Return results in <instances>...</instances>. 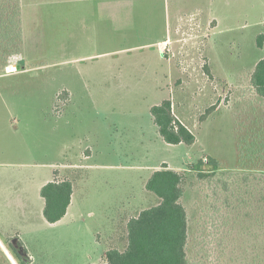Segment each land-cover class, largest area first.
I'll return each mask as SVG.
<instances>
[{
    "label": "rangeland",
    "instance_id": "1",
    "mask_svg": "<svg viewBox=\"0 0 264 264\" xmlns=\"http://www.w3.org/2000/svg\"><path fill=\"white\" fill-rule=\"evenodd\" d=\"M16 1L20 32L0 39V264H107L129 219L159 202L145 183L163 163L182 175L189 264H264V216L208 239L192 168L264 170V101L250 85L264 0H0L3 18ZM163 100L193 144L161 138L150 108ZM53 175L70 180L72 207L48 223L39 191Z\"/></svg>",
    "mask_w": 264,
    "mask_h": 264
},
{
    "label": "trees",
    "instance_id": "2",
    "mask_svg": "<svg viewBox=\"0 0 264 264\" xmlns=\"http://www.w3.org/2000/svg\"><path fill=\"white\" fill-rule=\"evenodd\" d=\"M7 10V7L2 8L4 14ZM18 22L19 5L16 1L11 14L5 18L0 15V39L11 40V35H18ZM262 39L263 36L259 35L258 46L262 45ZM4 66L6 72L20 70L18 61H9ZM250 85L264 101V57L255 64ZM150 114L166 143L191 145L195 142L194 134L173 113L171 101L163 100L153 105ZM263 147L261 144L258 148L259 151L263 149L261 156L264 155ZM192 168L206 192V221L211 228L207 237L210 241L219 245L220 228L229 222L237 226L240 223L237 219L259 220L264 216V170L228 172L220 170L212 158L199 160ZM182 180V175L165 163L152 172L145 188L159 202L129 219L126 248L123 251L107 250L104 257L108 264H189L186 252L189 221L187 210L181 203ZM39 193L44 201L42 215L45 221L55 223L61 220L71 202V182L66 179L48 181ZM251 203H257L259 208L251 212ZM256 210L260 211L258 217H255ZM225 231L232 232L231 229ZM238 232L240 230L236 234Z\"/></svg>",
    "mask_w": 264,
    "mask_h": 264
},
{
    "label": "crops",
    "instance_id": "3",
    "mask_svg": "<svg viewBox=\"0 0 264 264\" xmlns=\"http://www.w3.org/2000/svg\"><path fill=\"white\" fill-rule=\"evenodd\" d=\"M211 1V4H214V3H218V2H221V4H222V6H225V7H227V6H229V4H231L230 3V0H219V1H217V0H210ZM238 2H239V0H232V4H231V6H236L235 4H238ZM233 3H235V4H233ZM260 5V4H259ZM238 7V5L236 6V8ZM224 17H226L227 15H223ZM212 18V17H211ZM220 20H222V21H224L225 19H223V18H221ZM217 19H215V18H213V19H211V22H210V25L212 26V25H216L217 24ZM214 25V26H215ZM259 35H262L263 37H264V34L263 33H261V34H259ZM168 42V39H165V40H161V41H159V43L160 44H166ZM108 53H110V52H103V53H99V54H108ZM95 54H92V55H89V56H94ZM96 55H98V54H96ZM257 63V62H256ZM30 69V68H29ZM28 70V69H27ZM18 71H26V70H18ZM18 71H16V73L18 72ZM105 77H107V78H109V77H111L112 79H115L116 77L114 76V75H110L109 73H107V74H105ZM131 78V74H130V72H128L127 71V80H129ZM182 83L180 82V85H181ZM174 113V112H173ZM179 119V118H178ZM181 121V120H180ZM56 174V173H55ZM55 177H57V175H53V177H52V179H49L48 181H53V180H56V181H61V180H64V179H57V178H55ZM66 180H68L67 178H66ZM70 181V180H69ZM45 183H47V181L46 182H44L43 183V185L45 184ZM42 185V186H43ZM41 186V187H42ZM72 196H73V188H72V194H71V202H70V204H69V206H68V208H67V212H66V214H65V216L68 214V212H69V210H70V208L72 207ZM44 202V201H43ZM44 205V204H43ZM64 216V217H65ZM64 217L62 218V219H64ZM61 219V220H62ZM60 221V220H59ZM104 256H105V254H104ZM103 256V257H104ZM108 264V263H107Z\"/></svg>",
    "mask_w": 264,
    "mask_h": 264
}]
</instances>
